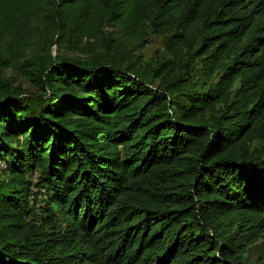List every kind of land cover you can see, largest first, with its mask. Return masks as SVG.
Instances as JSON below:
<instances>
[{"label":"trees","instance_id":"1","mask_svg":"<svg viewBox=\"0 0 264 264\" xmlns=\"http://www.w3.org/2000/svg\"><path fill=\"white\" fill-rule=\"evenodd\" d=\"M33 8L59 31L171 30L177 62L157 86L104 56L20 66L39 94L0 89V264H246L264 233V0H0V26Z\"/></svg>","mask_w":264,"mask_h":264},{"label":"rangeland","instance_id":"2","mask_svg":"<svg viewBox=\"0 0 264 264\" xmlns=\"http://www.w3.org/2000/svg\"><path fill=\"white\" fill-rule=\"evenodd\" d=\"M171 30L155 33L128 28L124 23L106 25L98 19H72L59 31L44 19L38 9L19 12L8 26H0V54L5 63L0 64V89L19 91L21 94L37 95L38 90L19 70L28 59L37 56L66 57L90 61L96 57H108L123 63L132 62L153 86L159 80L151 77L162 62H177L168 52L167 42ZM190 69H200L196 61H189ZM168 72H165L167 74ZM184 78L192 80L199 88L204 78L197 72H184ZM4 168L0 166V178ZM246 264H264V233L254 241L245 253Z\"/></svg>","mask_w":264,"mask_h":264},{"label":"built area","instance_id":"3","mask_svg":"<svg viewBox=\"0 0 264 264\" xmlns=\"http://www.w3.org/2000/svg\"><path fill=\"white\" fill-rule=\"evenodd\" d=\"M0 166H2L3 168H5V164L3 162L0 161Z\"/></svg>","mask_w":264,"mask_h":264}]
</instances>
